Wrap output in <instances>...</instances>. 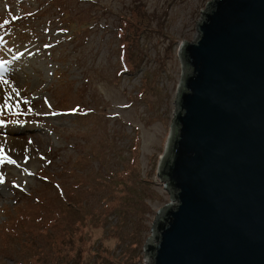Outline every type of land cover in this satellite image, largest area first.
Listing matches in <instances>:
<instances>
[{
	"label": "rangeland",
	"instance_id": "obj_1",
	"mask_svg": "<svg viewBox=\"0 0 264 264\" xmlns=\"http://www.w3.org/2000/svg\"><path fill=\"white\" fill-rule=\"evenodd\" d=\"M210 1L0 0V264H149L179 50Z\"/></svg>",
	"mask_w": 264,
	"mask_h": 264
},
{
	"label": "water",
	"instance_id": "obj_2",
	"mask_svg": "<svg viewBox=\"0 0 264 264\" xmlns=\"http://www.w3.org/2000/svg\"><path fill=\"white\" fill-rule=\"evenodd\" d=\"M177 112L158 166L172 203L149 264H264V0H212L181 46Z\"/></svg>",
	"mask_w": 264,
	"mask_h": 264
},
{
	"label": "bare ground",
	"instance_id": "obj_3",
	"mask_svg": "<svg viewBox=\"0 0 264 264\" xmlns=\"http://www.w3.org/2000/svg\"><path fill=\"white\" fill-rule=\"evenodd\" d=\"M2 39V38H1ZM4 48H7V45H6V43H5V45H4ZM2 49L3 48H1L0 47V51H2ZM25 75H26V73H25ZM12 76H13V80H12V82H10L9 84H8V87L10 88V89H15V88H20V79H19V76L17 75V74H12ZM4 126V125H3ZM16 132V133H15ZM5 133H1V131H0V138L1 137H3V136H5L4 135ZM8 134L10 135L8 138H7V140H14L13 138H10V137H13V135H16L17 134V131H14V133H10V132H8ZM20 136L22 135L21 133L19 134ZM5 140V139H4ZM15 141V140H14ZM7 162H4V164H6Z\"/></svg>",
	"mask_w": 264,
	"mask_h": 264
},
{
	"label": "trees",
	"instance_id": "obj_4",
	"mask_svg": "<svg viewBox=\"0 0 264 264\" xmlns=\"http://www.w3.org/2000/svg\"><path fill=\"white\" fill-rule=\"evenodd\" d=\"M126 68H127V64H126ZM126 68H124V69H126ZM74 108L76 110L72 109L71 111L74 112L77 115H82V114L88 115V113H89L88 109L87 110H83V108L81 106L74 107ZM14 231H16V229Z\"/></svg>",
	"mask_w": 264,
	"mask_h": 264
}]
</instances>
